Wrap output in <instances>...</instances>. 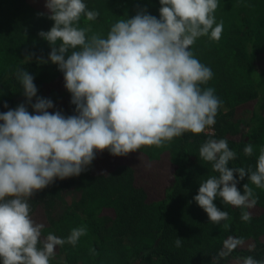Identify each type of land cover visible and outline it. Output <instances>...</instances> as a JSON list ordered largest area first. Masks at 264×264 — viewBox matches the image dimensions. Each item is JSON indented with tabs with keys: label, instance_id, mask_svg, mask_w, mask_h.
Here are the masks:
<instances>
[{
	"label": "clouds",
	"instance_id": "obj_1",
	"mask_svg": "<svg viewBox=\"0 0 264 264\" xmlns=\"http://www.w3.org/2000/svg\"><path fill=\"white\" fill-rule=\"evenodd\" d=\"M159 3V19L141 10L130 19H117L104 35L90 24L80 26L82 16L95 22L100 15L88 10L84 0H46L54 24L38 33L51 47L49 60L40 62L50 61L63 73L75 114L50 112L53 102L37 96L34 77L16 70L34 114L23 103L0 113V264H50L57 246L75 247L87 235L82 225L67 238L51 232L41 238L44 225L32 219L29 201L56 179L79 176L105 150L121 157L142 147H167L185 133L199 135L215 125L223 101L214 88L202 87L214 74L191 48L204 36L220 40L223 22L214 15L219 0ZM243 152L252 156L253 145ZM236 155L226 139L210 138L199 148L200 159L218 173L201 182L194 197L210 222L229 219L214 203L217 198L241 209V220L250 222L245 209L258 202L250 184L264 189V147L254 171L229 168ZM246 176L250 183L241 194L237 184ZM182 241L177 238L176 247ZM242 264H264V259L250 255Z\"/></svg>",
	"mask_w": 264,
	"mask_h": 264
},
{
	"label": "trees",
	"instance_id": "obj_2",
	"mask_svg": "<svg viewBox=\"0 0 264 264\" xmlns=\"http://www.w3.org/2000/svg\"><path fill=\"white\" fill-rule=\"evenodd\" d=\"M46 0H0V113L25 104L33 113L16 79L18 68L34 77L37 96L50 99V112L63 115L69 109L71 94L64 75L48 61L51 47L38 33L49 31L54 21L45 7ZM88 10L100 13L95 22L82 16L81 27L104 35L119 18H132L146 10L159 19V0H84ZM43 15H38V14ZM215 18L223 22L220 40L204 36L191 51L213 72L207 85L223 101L212 133H185L167 147H142L127 156H112L107 150L79 176L56 179L30 199L46 201L76 190L81 209L56 215L40 206L31 210L32 219L44 225L42 239L51 232L67 238L73 228L87 227V235L75 247L57 246L50 264H242L243 258L264 259V189L250 184L257 204L245 209L251 221L241 220V209L225 205L217 198V208L229 219L209 221L194 197L200 183L218 175L210 162L199 157L207 139H226L236 159L229 168L255 170L264 147V69L260 49L264 42V0H219ZM34 54L27 61L26 56ZM36 98L32 100L35 103ZM7 104V108L4 105ZM34 114V113H33ZM252 144V156L243 149ZM235 178L239 180L238 174ZM247 176L237 184L243 194ZM182 239L176 247L175 240ZM239 246L232 248L236 241ZM95 250V255L90 250ZM228 253L220 256V253Z\"/></svg>",
	"mask_w": 264,
	"mask_h": 264
},
{
	"label": "rangeland",
	"instance_id": "obj_3",
	"mask_svg": "<svg viewBox=\"0 0 264 264\" xmlns=\"http://www.w3.org/2000/svg\"><path fill=\"white\" fill-rule=\"evenodd\" d=\"M261 62L260 63L262 69H264V42L260 49V57ZM2 95L0 94V97ZM18 107V106H16ZM71 112L75 113V106L73 105L69 109ZM75 190H68L62 192L61 196L54 197L53 199L46 200L44 202L42 201H34L30 199L29 203L31 205V210L35 206H40L47 214L49 215H56V214H62V213H69V212H78L81 209V199L79 198V194L76 193ZM59 263L65 264L63 257H60L58 259Z\"/></svg>",
	"mask_w": 264,
	"mask_h": 264
},
{
	"label": "built area",
	"instance_id": "obj_4",
	"mask_svg": "<svg viewBox=\"0 0 264 264\" xmlns=\"http://www.w3.org/2000/svg\"><path fill=\"white\" fill-rule=\"evenodd\" d=\"M206 133H212L211 128L205 131Z\"/></svg>",
	"mask_w": 264,
	"mask_h": 264
}]
</instances>
